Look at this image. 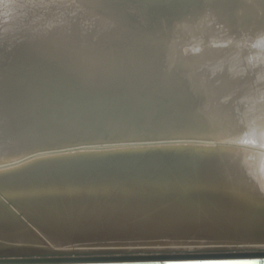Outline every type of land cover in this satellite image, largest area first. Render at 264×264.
<instances>
[{"label":"bare ground","instance_id":"1","mask_svg":"<svg viewBox=\"0 0 264 264\" xmlns=\"http://www.w3.org/2000/svg\"><path fill=\"white\" fill-rule=\"evenodd\" d=\"M184 138L227 144L191 171L222 215L264 201V0H0V163ZM190 203L138 208L132 234L183 232ZM250 237L120 248H264Z\"/></svg>","mask_w":264,"mask_h":264},{"label":"water","instance_id":"2","mask_svg":"<svg viewBox=\"0 0 264 264\" xmlns=\"http://www.w3.org/2000/svg\"><path fill=\"white\" fill-rule=\"evenodd\" d=\"M219 142L184 138L70 145L0 163V264H264V248H120L152 246L166 238L177 244L235 243L249 234L257 236L250 241L264 242V201L222 215V206L206 199L202 180L191 177L206 152L227 145ZM187 203L198 213L177 225L183 232L168 237L132 234L140 230L135 219L140 207L149 215ZM216 213L220 218H211ZM212 226L226 236L212 233Z\"/></svg>","mask_w":264,"mask_h":264}]
</instances>
